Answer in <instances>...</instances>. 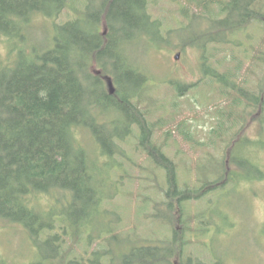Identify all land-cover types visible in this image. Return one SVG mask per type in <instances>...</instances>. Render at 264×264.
I'll return each instance as SVG.
<instances>
[{
  "label": "rangeland",
  "instance_id": "obj_1",
  "mask_svg": "<svg viewBox=\"0 0 264 264\" xmlns=\"http://www.w3.org/2000/svg\"><path fill=\"white\" fill-rule=\"evenodd\" d=\"M87 1L74 0V9L71 5L56 18L35 17L32 25L23 29L25 33L20 38L0 39V62L17 61L19 45L27 52L52 47L54 25L82 15L79 11H84ZM103 2L92 0L93 12L101 8ZM219 9L217 4L205 7L200 0H149L148 13L152 19L163 22V40L157 45L148 40L151 36L135 33L132 40L126 41L123 62L145 76L142 80L134 76L127 84V92L133 95L139 87L145 101L137 97L133 102L145 113L143 123L151 130L150 140L161 146L178 165L176 172L181 188L195 190L203 181L215 178L223 183L225 179L218 160H225L231 149L239 163L231 159L228 166L230 171L239 170L236 175L242 178L237 179V185L226 184L224 189L219 185L206 195L202 193L186 202L183 214L186 223L177 222L176 211L171 221V211L163 205L156 206L165 199L163 188L168 187V173L148 154L149 148L141 144L139 123L130 122L129 113L123 110L102 106L108 131L126 136L130 123L132 135L124 141L118 140L123 152L111 154L115 151L111 146L104 155L96 135L84 127L78 128L79 140L91 156L93 184L99 198H104L101 206L97 210L89 209L90 214L82 216L75 227L81 216L77 210L63 213L62 204L54 203L51 195L44 194L40 200L44 209L54 203L53 209L62 216L59 221L65 218L71 228L88 232L84 239L87 244L88 238L97 237L114 226L126 231L121 237L123 244L133 238L152 242L169 239L176 229L179 233L183 231L184 240L190 242L186 252L205 264H216L219 260L227 264H264V124L262 126L261 122L264 109L257 104L246 108L245 113L244 100L239 106L233 104L232 99L226 100L225 95L231 92L236 96L234 86L237 84L262 98L264 16L234 33L225 32L224 26L219 24L218 38L224 40L207 42L213 36L209 33L214 28L212 19L224 17L218 13ZM188 14H197L199 19L191 23ZM100 30L107 32L104 23ZM98 70V64L93 63L88 67V75L101 76ZM214 72L219 76L231 73L227 78L230 83L219 82ZM104 81L103 89L108 92L107 81ZM183 119L185 123L180 126ZM171 127L175 130L168 136L166 131ZM238 133L245 136L233 139ZM249 142L250 150H245ZM244 150L249 152V158ZM28 237L23 226L0 219V256L4 264H27L35 260L37 250ZM114 242L116 240L112 239L111 244ZM98 243L92 242L89 252L98 247ZM104 243L105 247L109 242ZM118 244L115 250L125 251L127 247L120 248ZM83 250L79 245L76 252L80 254ZM43 251L50 253L49 247ZM181 261L177 255L172 257L173 264Z\"/></svg>",
  "mask_w": 264,
  "mask_h": 264
},
{
  "label": "trees",
  "instance_id": "obj_2",
  "mask_svg": "<svg viewBox=\"0 0 264 264\" xmlns=\"http://www.w3.org/2000/svg\"><path fill=\"white\" fill-rule=\"evenodd\" d=\"M73 1L0 0V39L22 37L25 33L23 29L30 27L35 17L56 18L69 6L74 9ZM91 1L86 2L84 11L77 10L82 15L54 25L52 47L27 52L19 45L17 61L0 62V219L21 225L28 232L37 253L35 260L27 264H173L174 255L182 258L179 264H205L186 252L190 242L184 240L183 231L179 233L175 229L172 238L156 242L133 238L123 244L121 237L126 231L114 226L103 230V234H97V237L88 238L90 242L87 244L84 239L89 233L71 228L65 218L59 221L62 216L53 209L57 202L62 204L63 213L77 210L81 216L73 225L76 227L82 216L90 214L89 209L97 210L101 206L104 198H99L93 184L91 156L79 140L78 128L84 127L96 135L104 155L106 148L111 146L115 149L111 154L123 152L118 140L124 141L125 137L132 135L130 123L126 136L108 131L107 121L101 113L102 106L123 110L129 113L130 122L139 123L141 144L149 148L148 154L168 173V187L163 188L165 199L156 206L163 205L169 209L171 221L176 211L177 222L186 223L183 219L186 202L202 193V196L206 195L219 185L223 189L230 184L237 185V179L242 178L236 175L239 170L230 171L228 163L231 159L238 162L230 148L225 160L217 159L225 179L223 183L215 178L203 181V185L195 190L180 187L176 172L178 165L161 146L150 140L151 130L143 123L145 113L139 109V104L133 102L137 97L145 101L139 87L133 95L127 92V84L133 81L134 76H139L141 80L145 76L123 62V58L126 59V41L132 40L135 33L151 36L148 40L160 45L163 22L152 19L148 13L149 0H104L99 6L101 8H95L96 12L92 10ZM200 1L205 7L219 5L218 13L224 16L212 19L214 28L209 33L213 36L207 42L224 40L218 38L219 24L224 26L225 32L231 30L234 33L264 16V0ZM186 16L191 23L199 19L197 14ZM103 23L107 27L105 33L100 30ZM93 63L98 64L101 76L88 75V67ZM213 74L219 82L230 83L227 78L231 73L222 76ZM103 75L113 78L117 89L115 94L103 89ZM234 90L237 95L227 93L226 100L232 99V103L239 106L244 100L247 103L245 113L246 108L248 110L257 104L264 109L262 98L251 94V91L247 92L237 84ZM263 93L264 90L262 97ZM184 120L180 126L185 123ZM261 122L263 126L264 117ZM174 130L175 127H171L166 134L171 136ZM244 136L238 133L232 138L241 139ZM250 146L249 142L244 149L250 150ZM245 150L244 155L249 158V152ZM44 194L54 199L47 209L40 204ZM112 239L116 240L113 244ZM95 241H99L98 247L89 252L91 243ZM103 243L107 246L104 247ZM116 243L120 248H127L123 252L115 250ZM79 245L84 248L80 254L76 252ZM45 247H49V254L43 251ZM2 258L0 256V264H4ZM216 264L227 263L219 260Z\"/></svg>",
  "mask_w": 264,
  "mask_h": 264
},
{
  "label": "water",
  "instance_id": "obj_3",
  "mask_svg": "<svg viewBox=\"0 0 264 264\" xmlns=\"http://www.w3.org/2000/svg\"><path fill=\"white\" fill-rule=\"evenodd\" d=\"M179 57H180V54L177 55V58H179ZM107 82H108V86H109V92H110L111 94H114L115 91H116V89H115L114 82H113L111 76H108V77H107Z\"/></svg>",
  "mask_w": 264,
  "mask_h": 264
},
{
  "label": "flooded vegetation",
  "instance_id": "obj_4",
  "mask_svg": "<svg viewBox=\"0 0 264 264\" xmlns=\"http://www.w3.org/2000/svg\"><path fill=\"white\" fill-rule=\"evenodd\" d=\"M97 73L98 74H101L102 75V72H101V70H98L97 71ZM109 75H107V76H104V79L107 81V77H108ZM112 80H113V78H112ZM114 82V81H113ZM107 84H108V82H107ZM114 86H115V83H114ZM108 88H109V86H108ZM115 88H116V86H115ZM117 90V89H116ZM109 92V91H108ZM116 92V91H115ZM110 93V92H109ZM111 94V93H110ZM115 94V93H114ZM262 101H264V96L262 97Z\"/></svg>",
  "mask_w": 264,
  "mask_h": 264
}]
</instances>
